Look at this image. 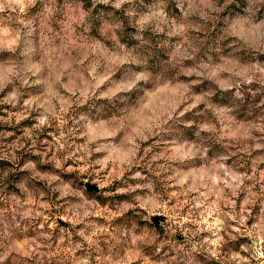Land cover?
<instances>
[{"label": "rangeland", "instance_id": "obj_1", "mask_svg": "<svg viewBox=\"0 0 264 264\" xmlns=\"http://www.w3.org/2000/svg\"><path fill=\"white\" fill-rule=\"evenodd\" d=\"M0 258L264 264V0H0Z\"/></svg>", "mask_w": 264, "mask_h": 264}, {"label": "water", "instance_id": "obj_2", "mask_svg": "<svg viewBox=\"0 0 264 264\" xmlns=\"http://www.w3.org/2000/svg\"><path fill=\"white\" fill-rule=\"evenodd\" d=\"M153 219L155 220V217L153 216Z\"/></svg>", "mask_w": 264, "mask_h": 264}, {"label": "clouds", "instance_id": "obj_3", "mask_svg": "<svg viewBox=\"0 0 264 264\" xmlns=\"http://www.w3.org/2000/svg\"><path fill=\"white\" fill-rule=\"evenodd\" d=\"M206 143H207V141H205ZM0 259H2V258H0Z\"/></svg>", "mask_w": 264, "mask_h": 264}]
</instances>
